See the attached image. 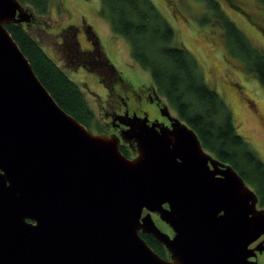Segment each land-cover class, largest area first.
<instances>
[{"label": "water", "instance_id": "water-1", "mask_svg": "<svg viewBox=\"0 0 264 264\" xmlns=\"http://www.w3.org/2000/svg\"><path fill=\"white\" fill-rule=\"evenodd\" d=\"M34 20L19 0H0V264H259L264 239L251 245L264 236V208L241 175L167 105L171 126L128 115L134 158L119 136L93 133L5 26Z\"/></svg>", "mask_w": 264, "mask_h": 264}, {"label": "trees", "instance_id": "trees-1", "mask_svg": "<svg viewBox=\"0 0 264 264\" xmlns=\"http://www.w3.org/2000/svg\"><path fill=\"white\" fill-rule=\"evenodd\" d=\"M38 14L49 13V0H19ZM101 14L112 29L131 45V56L151 75L153 86L179 117L197 133L203 147L220 161L230 164L253 189L264 208V160L240 135L229 104L204 77L196 58L184 47L172 46L175 31L152 0H100ZM223 28L231 54L264 87V51L221 8L217 0H204ZM234 7L239 6L228 0ZM264 5V0H257ZM106 16V17H107ZM40 81L57 103L88 129L101 126L81 86L72 80L40 44L25 23L5 24ZM126 155V151L121 148ZM161 256L166 247L151 234L140 232Z\"/></svg>", "mask_w": 264, "mask_h": 264}, {"label": "rangeland", "instance_id": "rangeland-1", "mask_svg": "<svg viewBox=\"0 0 264 264\" xmlns=\"http://www.w3.org/2000/svg\"><path fill=\"white\" fill-rule=\"evenodd\" d=\"M152 1L175 31L172 46L184 47L196 58L207 84L232 108L237 132L264 160V87L255 76L247 72L244 64L231 54L224 30L217 23L214 12L207 8L204 0ZM217 1L250 41L264 51V5L257 0H233L238 8L228 0ZM29 8L37 21L29 26L30 31L62 69L64 67L58 58V41L63 29L73 25H89L91 35L101 43L100 49H103L105 57L127 82L137 87L152 85L150 73L132 58L130 43L112 29L108 16L101 14L100 0H49V13L46 15L38 14L32 7ZM83 33L88 40L87 32ZM82 39L83 45L88 47L87 40L83 37ZM68 65L65 68L69 71L65 72L83 89L102 128L104 122L101 105L106 106L108 97L105 87L93 72L71 63ZM170 110L178 115L172 107ZM90 130L95 134L100 132L96 126ZM156 222L163 231L170 233L167 224L158 219ZM258 262L264 264V256Z\"/></svg>", "mask_w": 264, "mask_h": 264}, {"label": "flooded vegetation", "instance_id": "flooded-vegetation-1", "mask_svg": "<svg viewBox=\"0 0 264 264\" xmlns=\"http://www.w3.org/2000/svg\"><path fill=\"white\" fill-rule=\"evenodd\" d=\"M36 22L35 18V20L28 25L30 26ZM82 27L83 26L78 27L73 25L63 29V33L60 36L61 39L58 41V45H60V56L58 58L61 65L64 67V71L68 70L66 69L69 66L68 63H71L76 65V67L87 69L88 72H93L98 80L101 81L107 91L108 97L106 106L101 105L104 123L103 125L101 124L102 128L99 134L119 136L120 149L123 148L127 152V157L134 158L138 154L137 144L134 141L125 140L122 136L129 128L126 125V122L129 120L128 115L132 116L136 114L140 117L148 115L150 123L158 121L166 126H171V120L161 112L163 106L167 105L169 109L170 106L166 102V99L159 94L157 88L153 86V84H144L137 87L127 82L122 74L114 68L110 60L105 57L103 49H100L101 43L91 35L88 29L90 26ZM83 31L87 32L88 40ZM82 37L84 40H87L88 47L83 45ZM171 114L173 116H178L172 112ZM146 213L147 210H144L143 214ZM152 215L154 216L155 222L156 219L162 221L158 214L153 213ZM168 227L170 229L169 234L173 236L174 232L172 228L169 225ZM261 238L263 240L264 236ZM260 239L254 242L251 247L256 246ZM263 256L264 252H257L256 259L259 261ZM164 258H171L168 250Z\"/></svg>", "mask_w": 264, "mask_h": 264}]
</instances>
